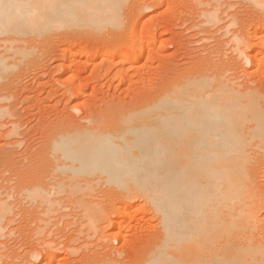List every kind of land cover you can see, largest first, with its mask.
Returning <instances> with one entry per match:
<instances>
[{
    "label": "rangeland",
    "instance_id": "1",
    "mask_svg": "<svg viewBox=\"0 0 264 264\" xmlns=\"http://www.w3.org/2000/svg\"><path fill=\"white\" fill-rule=\"evenodd\" d=\"M120 9L121 21L117 25L56 26L46 36H16L27 44L18 42L15 47L33 49L27 57L16 55V68L0 79V216L1 203L11 209L1 223L4 230L0 235V264H88L102 257L116 260L113 264H134L140 252L151 248L159 237L158 220L149 206L142 199L122 196L117 187L102 182L92 193L57 192L59 185L67 184L66 176L70 175L59 171L52 152L53 142L61 135L75 129L115 125L120 120L119 109L141 104L142 100H156L164 87L208 65L224 68L225 64V77L239 90L256 88L264 96L263 55L256 59V68H252L235 51L236 43L229 41L238 36L241 49L254 56L252 50L258 41L249 37L253 29L264 33V12L252 2L123 0ZM127 37L136 39L135 44L117 59L136 54L137 47L144 43V51L128 79L122 78L120 67L108 73L101 69L104 55L124 44ZM115 40L119 43L114 44ZM117 59L113 63H118ZM261 103L264 105V100ZM253 149L250 172L257 217L262 220L264 149ZM35 186L53 192L57 205L50 211L47 205L28 198L26 187ZM78 200L98 203L111 220L90 229ZM118 212H126L130 221L121 232L114 228ZM263 223L253 233L255 242L262 244ZM121 251L123 256H118Z\"/></svg>",
    "mask_w": 264,
    "mask_h": 264
},
{
    "label": "bare ground",
    "instance_id": "2",
    "mask_svg": "<svg viewBox=\"0 0 264 264\" xmlns=\"http://www.w3.org/2000/svg\"><path fill=\"white\" fill-rule=\"evenodd\" d=\"M122 1L0 0V79L16 68V55L32 54V46L15 47L18 42L26 43L16 36H46L56 26L117 25ZM248 1L264 12V0ZM250 36L251 41H258L252 44L254 56L241 49L238 36L229 41L236 43L232 48L240 58L256 68L259 56L263 55L264 64V33L253 29ZM125 40L107 52L101 64L107 73L120 67L122 78L131 76L144 51L141 43L136 54L117 59L136 39ZM225 67H197L198 72H189L160 90L156 100L119 109L117 124L75 129L53 142L59 171L70 174L65 178L67 184L59 185V194L92 193L105 182L128 199H142L157 218L159 237L141 256L135 255L134 264H264V244L255 242L253 236L264 219L257 217L250 172L253 147L264 149V96L256 88L239 90L225 77ZM26 191L29 199L47 205V211L56 204L53 192L45 188L26 187ZM78 202L90 229L111 218L98 203ZM1 204L0 235L2 219L10 209ZM120 212L116 215V211L114 223L119 232L130 222L126 212ZM102 258L88 264H113L114 259Z\"/></svg>",
    "mask_w": 264,
    "mask_h": 264
}]
</instances>
